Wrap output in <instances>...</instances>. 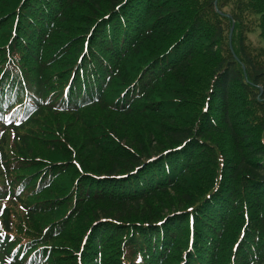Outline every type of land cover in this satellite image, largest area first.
<instances>
[{
    "label": "trees",
    "instance_id": "16d2710c",
    "mask_svg": "<svg viewBox=\"0 0 264 264\" xmlns=\"http://www.w3.org/2000/svg\"><path fill=\"white\" fill-rule=\"evenodd\" d=\"M8 1L0 6V131L3 134V145L8 146L13 138L15 143L18 141L22 146L19 148L21 153L27 156L26 153L30 151L29 142H34L32 137L35 134L27 135L26 129L45 111L46 99L50 95L47 90L52 83L50 76L60 75L61 70H55L59 66L70 71L65 81L72 74V90L76 94L78 90L80 97L86 98L88 102L109 104L110 108L128 117L136 115L141 109L143 113L156 116L159 122L155 124L168 122V131L156 129L158 136L167 133L165 139L161 140L163 144L159 146L150 141L155 132L153 126L150 127L152 129L147 127V132L143 134L139 131L142 135L140 138H137L135 131L130 143L132 147L127 145L129 151L120 150L118 146L123 144L113 131L110 136L102 134L105 139L102 138L97 144L88 140L91 148L87 153L104 154L114 162H102L106 166L97 167L91 173L87 169L89 162L82 160L83 150H79L81 164L87 170L82 174L93 179V187L99 190L91 200L88 199L90 192L86 194L88 200L84 207L71 214L67 226L64 225L66 214L63 210L67 212L70 209L67 199H61L58 206L59 199L45 196L56 191L68 176L75 173L79 177L80 174L71 163L70 152H65L68 158L64 160L42 158L52 162L62 160L56 161L55 165L63 166L50 169L40 183H36L40 175L37 176L34 184L32 181L26 187V193L43 189L40 198L25 208L26 216L32 208L31 225L33 221L38 223L37 220L54 212L56 218L47 224L56 220L61 227L64 226V232L72 227V232L76 233L75 238L77 230L80 234L84 230L88 233L81 247V238H78L72 250L63 251V264L68 259L73 262L80 259L82 264H102L100 259L110 255L116 257L115 260L112 258V264H123L120 258L126 264H173L176 260L180 264L185 251L186 264H206L210 258L211 264H227L223 263L222 242L228 236H224L222 242L218 239L222 226L227 235L231 231L235 235L245 218L251 224L250 229L264 236V211L260 207L264 206V148L252 145L253 134L250 130H240L234 119L238 109L246 107V104L237 102L240 89L255 92L256 106L262 108L264 105V68L254 63L245 47L240 46L241 49H238L240 60L231 56L217 61V78L211 88L214 98L211 109L202 113V116L185 118L183 114L190 112L181 106L187 101L188 104L184 105L188 106L187 110H191V100L185 98L191 88L195 87L189 74L191 63L203 43H206L205 46L211 45L209 51L214 56L224 35L221 27H218L215 35L203 32L204 15L195 12L191 16L186 10L183 12L186 0ZM253 1L261 7L264 15V0ZM69 5L77 10L68 18ZM71 17L77 19L80 32L73 33L68 29L66 24ZM175 31H179V35L171 39ZM168 39L172 42L165 51L153 52L156 45ZM136 59L141 69L135 75ZM32 72L36 74L31 76ZM8 111L11 113L6 122L4 114ZM210 111H219L221 117L217 119L211 116ZM175 112L178 114L176 117ZM251 116L249 113L244 118L248 122L246 125H250L248 118ZM47 130L49 128L44 127V131ZM223 131L229 142L226 149H231L229 154L226 153L228 150L222 151L215 138ZM110 138L116 141L112 148L117 152L109 148L111 144L107 142ZM50 139L54 138L51 136ZM140 139L145 140V146L139 142ZM208 145L217 146L226 160L233 158V171H230L232 177L224 179L227 188L222 183L221 186L216 185L220 189L207 193L195 208L193 204L197 201L189 193H195L198 189L203 195L208 190H214V176L209 172L210 166L216 164V155ZM112 153L117 158L111 156ZM34 157L36 155L30 156L33 165L31 173L39 165L33 161ZM11 165L13 168L9 172L14 177L18 175L12 174L13 171L24 168L20 159L13 160ZM201 165L208 167L204 178H200L204 171L195 172ZM225 171L229 172V169ZM50 176L55 180H49ZM191 177L190 186L177 198L181 204L179 207L173 205L169 211L157 214L145 210H141V216L136 214L140 211L139 207H142L141 203L149 200L152 195L169 203L173 198L170 192ZM50 181L53 182L47 188ZM201 181L207 189L204 190ZM237 186L247 187L244 194L246 211L241 206L240 213V209L229 211L239 199L233 193ZM179 190H182L181 186ZM13 196L19 197L16 193ZM183 203L188 206L183 208L186 206ZM172 204L174 202L171 200L170 206ZM133 217L138 218L136 222H133ZM194 222L195 238L190 246L187 235ZM4 223L9 229L14 226L9 210L4 214ZM134 224L137 226L134 227ZM174 232L176 236L172 235ZM248 241L255 243L251 235ZM5 242L7 252L12 245ZM207 244H210L211 249H208ZM217 244L219 248L215 246ZM242 253L244 258L245 255L248 258L252 256V253ZM162 254L165 256L159 259ZM256 256L257 259L251 258L254 264H264V258L258 254ZM13 264L22 262L15 259Z\"/></svg>",
    "mask_w": 264,
    "mask_h": 264
},
{
    "label": "rangeland",
    "instance_id": "374dc122",
    "mask_svg": "<svg viewBox=\"0 0 264 264\" xmlns=\"http://www.w3.org/2000/svg\"><path fill=\"white\" fill-rule=\"evenodd\" d=\"M4 2L9 1L4 0ZM4 2L1 3L0 1V6H2ZM186 2L187 5L183 7V12L186 10V12H189L191 16H193L195 12H200L204 15L203 22L205 25H203V32L206 31V34L209 33L215 35L218 27H221L224 32L220 44L217 47L215 46L216 54L214 56H212V53L209 51L211 45L205 46L204 44L206 43H203V45H200V49L191 63L189 74L195 84V87L191 88L185 100H191L192 108L191 110H187L188 106L184 105L188 104L187 101H184L181 106L182 109L190 112L183 114L185 118H188L192 115L202 116V113H206L211 109L210 107L213 105L214 100L211 88L214 86V82L217 78V73L215 72L218 60H226L231 56L240 60L238 49H241L240 46H243L245 47L246 52L252 57L254 63L258 67L264 68V15L261 7L255 5L253 0H186ZM210 2H212V4H210ZM76 10L77 9H74L69 5L66 16L69 18L76 12ZM80 18H84V16ZM77 24V19L71 17V20H69L66 25L73 33H78L80 30L77 28ZM173 34V36H170L171 39L178 36L179 31H175ZM171 39L163 40L160 44L156 45L153 52L165 51L170 46L169 44L172 42ZM134 64L137 68V71L135 72L136 75V73L141 69V65L138 64L137 59L134 61ZM55 70L61 71L60 75L57 74L55 76H50L52 78V83L47 90L50 95H48L46 99L45 104L47 106L45 111L41 116L36 117L35 122L26 129L28 130L27 135H29V133L35 134L32 137L34 142H29L30 151L26 153L27 156L21 153L19 148H22V146L18 144V141L15 143L13 138L10 139V144L8 146L3 145L1 143L3 134L2 131H0V168L2 169V171H0V264H12L10 256L22 258L23 264H60L58 262H62V258H65L63 251L67 252L68 250H72L74 243L78 240V238H81L80 247L81 244H84L87 240L88 233H85V230L81 234L80 231L77 230V238H75L76 233L72 232V227L68 229V231L71 232L67 233L68 231L64 232V226L62 225L61 227L56 220L47 224V222L56 218V213L54 212L45 218H40L41 220H37L38 223L33 221L32 225L30 216V211L32 210L31 207L27 216L25 215L26 206H29L32 202L38 200V198H40L41 191H43V189H41L39 191L34 190L30 193H26V187L31 184L32 181L34 184V180L37 176L40 175L39 180L37 179L36 183H40L47 177L50 169L60 168L63 166L55 165L56 161L62 160L52 162L42 158H58L64 160L68 158V156L64 155L65 152H70V157L72 158L71 163L76 166V169L80 174L79 177H76L75 173L68 176V179L65 180V182L56 191L52 193L50 192L46 196L43 194V197L45 196L53 199H59L58 206L61 199H67L68 207L70 209L67 212L65 211L66 209H63L64 214H66L64 225L67 226L70 222L71 214H75L74 212H76L78 208L81 210V208L85 205V201L88 199L91 200L93 194L99 190L93 187L95 185L93 179H88L82 174L84 171H87L81 164L82 160L89 162V167L87 169L92 171L91 173L95 172L97 167L106 166L102 162L108 163V161H111V158L108 156L106 158V155L104 154L94 155L93 153H87V151L91 148L89 147L90 140H92V143L97 144L98 141L102 140V138L105 139L102 134L109 135L110 132L113 131L115 133L114 135H117L123 144L118 146L120 150L129 151V147H127V145L130 146V143H132L131 139L135 136V131L137 133V138H140L142 136L140 135V132L143 134L144 131L147 132L146 129L153 126L155 128V132H153L154 134L152 135V140L150 139V141L153 145L159 146L163 142L161 140L165 139L167 133H162L161 136H158L156 129L160 128L165 129L166 131L169 130L168 122H162L159 125L155 124V122H159L156 120V116L143 113L144 111L141 109L137 111L138 114L136 113V115L128 117L119 110L110 108L109 104L99 105L93 104L94 101L93 103L88 102L86 98L82 96L80 97L77 89V94L72 90L71 85L74 84L72 74H70V78L65 81L70 72L68 69L64 66H59ZM35 74V72H32L31 76ZM139 76L140 74L138 75V78ZM44 80L48 81V78H45ZM234 94H236V92ZM254 95L255 92L253 93L244 89L238 90L237 102L238 104H246V107L238 109L234 119L237 120L238 128H240V130H250L253 134L252 138L254 141L252 145L257 146L258 148H264V105L262 108L256 106ZM258 99H261V97H258ZM79 109L81 110L79 111ZM218 112L219 111H210V114L211 116L219 119L221 116ZM249 113L253 116L248 118L250 120V125H246L248 122L244 118H246ZM174 114H176L175 117L178 115L176 112ZM169 116L170 115H168V117ZM150 117L153 119H149ZM213 117L211 118L213 119ZM44 127L49 128V130H47L48 132L44 131ZM50 133L53 135H50ZM224 133L225 131L222 132L223 135L221 134L220 136H215V138L217 137L223 152L228 150L226 148L229 146L227 135ZM11 136L12 133L10 134V137ZM51 136L54 139H50ZM109 142L111 144V147L109 148L113 149L112 144L116 143V141L110 138L107 144ZM139 142H142V145L145 146L144 139H140ZM134 144H136V142H134ZM131 147L132 146H130V148ZM208 148H212L216 155V164H212V166H210L211 170L209 172L210 175L214 176V190H208L203 195H201L202 192L198 189L195 193H187L198 202L193 204L195 208L198 207L200 202L199 200L207 193H212L213 191L216 192L220 189H217L216 185L221 186L222 183L227 188L224 181L227 178L232 177L230 171H233L231 167L235 162L233 161V158L226 160L223 152L217 146L208 145ZM81 149L83 150L82 154L84 156L82 160L78 155V152ZM113 150L117 152L116 149ZM230 150L226 153L229 154ZM34 155H36V157H34L35 159L33 161H36L39 165H36L37 170L31 173L30 168L33 165L30 156ZM111 156L117 158L114 153H112ZM76 157H78V159ZM18 159L22 161L24 168L13 171L12 174L18 175L14 177L10 175L9 171L13 168L11 162ZM8 162L9 165L6 166ZM111 162H114V160ZM206 168L208 167H203V165H201L198 171L195 172L200 173L201 171H204L205 173L200 176V178H204L208 172V169ZM226 168L229 169V172L225 171ZM92 176L94 177L95 175ZM191 179L192 177L180 183L178 188L181 186L182 190L177 191V188L176 190H172L170 192V195L173 198L170 199L169 203L168 201L165 202V200H159V196L152 197V195L149 197V200L141 203L142 207H139L140 211L136 212V214L138 213V215L141 216V210L157 214L162 213L163 211H169L173 205L175 208L179 207L181 204L177 202V198H179L180 195L182 196V192H185L183 190H186L190 186ZM49 180L54 181L55 179L50 176ZM53 181H50L47 188L51 186V182ZM201 184L204 186V190L207 189L205 187L206 185H203L202 181ZM246 190V186H237L233 190V193L238 196L239 199H237L236 203L233 204V207L230 205L231 207L229 211L239 210L241 206H243L242 210L244 207H247L244 203L246 202V199L244 198ZM220 191L223 192L222 188ZM89 192L90 197L86 199V194ZM15 193L19 195L18 198L13 196ZM171 200L174 204L170 206ZM183 205H186V203H183ZM187 206L188 204L183 206V208H186ZM260 207L264 211V206ZM6 210H9L11 220L14 222V226L13 228L11 227V229H8L4 223V214ZM242 210L240 209L239 213ZM244 211H246V208H244ZM83 213L86 215L85 212ZM260 214L263 215V212H260ZM211 216L212 215H210V217ZM137 219L138 218L135 219V217H133V222H136ZM26 221L28 225L26 224ZM194 224L195 222L191 225V231L187 235L189 241L188 245L190 246L192 245L193 238H195ZM133 226L135 227L137 225L134 224ZM250 228L251 224L246 222L245 218L238 231H235V235L232 231L227 235L224 226H222V230L219 232L220 237L218 239L222 242L224 239L223 237L228 236V239L225 240L224 243L222 242L224 250L223 258H225V262H223L224 259L222 261L223 263L254 264L255 262L253 260L257 259V256L256 258L254 257L256 254L261 255L264 258V236L257 235L258 232H254ZM172 235L176 236V232ZM231 235L233 236L231 237ZM249 235H251V238L255 240V243H250V241H248ZM4 240H8L12 244L11 251L7 253L4 251ZM254 244H257V246ZM215 246L217 248L220 247L219 244ZM207 247L208 249H211L210 244H207ZM220 250H222V247ZM242 252H245V254L252 253V256L248 258L245 255L244 258ZM262 252L263 254H261ZM185 253L186 251L183 253L180 264H186ZM110 256L111 257L106 258L101 257L102 259H100V262L102 264H112L113 259L115 260L116 257L115 255ZM163 256H165V254H162L159 259ZM251 258H253V260H251ZM119 260L121 263L126 264V261L124 263L123 258H120ZM177 263L178 260H176L173 264ZM211 263L212 259L210 258L206 264ZM65 264L82 263L80 262V259L75 262L68 259Z\"/></svg>",
    "mask_w": 264,
    "mask_h": 264
}]
</instances>
